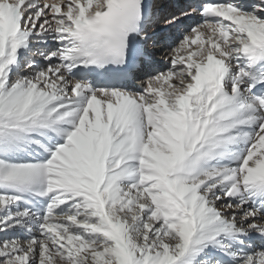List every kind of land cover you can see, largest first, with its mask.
<instances>
[{
	"label": "bare ground",
	"instance_id": "obj_1",
	"mask_svg": "<svg viewBox=\"0 0 264 264\" xmlns=\"http://www.w3.org/2000/svg\"><path fill=\"white\" fill-rule=\"evenodd\" d=\"M47 1L52 3L49 17L40 22L42 12L37 6L43 4L47 9ZM39 2L21 6L15 0L14 6L21 9L13 6L9 18L3 11L0 16V203L7 202L3 196L17 198L13 208L19 214L12 213L9 219L19 218L36 230L30 233V228H19L16 233L27 238L36 234L35 241L51 237L47 231H56L57 213L69 209L76 190L94 194L105 207L117 198L127 201L122 212L128 216L131 203L136 202L138 217L151 213L155 200L175 205L172 193L181 191L199 223L216 233L229 226L215 220L203 197L229 198L237 204L236 211L253 208L257 211L253 216L264 221V115L251 98L247 71L237 69L232 54L247 42L249 30L264 31V15L254 20L231 8L220 21L229 28L228 38L223 40L212 26L190 31L187 47L177 39L155 55L164 60L156 72H148L147 64H142L141 77L131 86L133 92L107 93L67 77V59L75 51L66 43L68 31L88 14L111 4L121 9L119 14L132 15L128 19L132 26L141 9H135L132 0ZM165 6L149 14L147 27L159 35L171 28L176 13ZM24 8L29 16L37 10L30 27L26 21L21 24ZM187 18L179 15L177 19ZM156 24L160 25L155 28ZM209 36L216 43L211 50ZM157 38L163 47V38ZM40 40L48 46H39ZM30 42L35 50L32 58L21 59L24 65L18 73L15 69L8 74ZM221 66L226 67L233 95L219 101L227 107L219 115L225 124L214 129L206 118L218 110L211 102L213 87L222 79L216 77ZM210 70L214 78L206 77ZM9 81H13L11 86L6 85ZM121 190H125L123 195ZM132 190L135 195H130ZM6 221L1 220L0 226ZM42 227L45 230L37 232ZM259 228L255 236L262 239L264 224ZM234 233L246 242L253 241L245 230L233 227L230 235ZM229 262L236 263L232 257ZM242 264L263 262L249 259Z\"/></svg>",
	"mask_w": 264,
	"mask_h": 264
},
{
	"label": "rangeland",
	"instance_id": "obj_2",
	"mask_svg": "<svg viewBox=\"0 0 264 264\" xmlns=\"http://www.w3.org/2000/svg\"><path fill=\"white\" fill-rule=\"evenodd\" d=\"M47 3V9L43 4L37 6L43 13L38 14L40 22L49 17L52 3ZM26 12L25 8L21 24L26 21V27H30L37 10L31 12V16ZM42 47L46 48L47 44ZM11 84L10 81L7 86ZM121 191L123 195L125 190ZM172 194L175 205L170 207L166 202L161 204L155 200L152 212L138 217L136 202L131 203L128 216L122 212L127 201L117 198L105 207L94 194L76 190L67 204L69 209L57 213L56 231H47L51 237H43L41 241H35L38 238L36 234L27 238L16 233L19 228H30V233L36 230L19 218L9 219L10 214H19L20 210L13 208L17 198L3 196L8 199L3 205L0 203V223L1 220L8 222L0 226V264H232L229 262L231 257L235 259L234 264H242L249 259H257L264 264V238L255 236L264 221L253 216L256 210L236 211L237 204L229 198L219 201L212 196L203 197L206 207L210 206L214 217H217L215 220L224 221V225L229 226L226 231L216 233L207 231L203 222L199 223L195 209L186 202L185 194L181 191ZM130 195H135V191L132 190ZM16 223L20 226L15 227L13 224ZM233 227L235 231L245 230L246 237L253 238L252 243L237 237V233L231 236ZM44 230L42 227L37 232Z\"/></svg>",
	"mask_w": 264,
	"mask_h": 264
}]
</instances>
